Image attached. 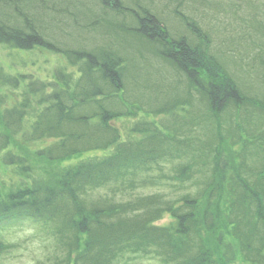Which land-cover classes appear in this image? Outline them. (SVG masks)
<instances>
[{
  "label": "trees",
  "instance_id": "1",
  "mask_svg": "<svg viewBox=\"0 0 264 264\" xmlns=\"http://www.w3.org/2000/svg\"><path fill=\"white\" fill-rule=\"evenodd\" d=\"M260 20L258 29L264 31ZM186 23L200 33L198 25ZM85 36L93 43L82 40ZM185 37H171L150 0H0V42L62 52L80 72L75 78L57 69L46 83L31 75L7 74L0 66V86L18 88L25 81L41 106L29 128L25 121L30 104L4 107L0 149H8L16 137L24 142L53 139L37 155L65 161L88 151L116 148L109 155L80 160L56 174L0 190V233L18 220L50 224L53 237L66 249L58 264H131L152 254L150 250L170 264H231L237 254L250 264H264V166L243 172L242 159L241 175L236 174L218 144L207 149L194 139L200 120L190 128L167 121L165 130L140 122L132 128L134 135L125 138L111 124L117 117L137 114L146 98L155 113L175 111L176 101L164 103L160 97L165 89L152 78L141 81L136 75L129 81L121 44L135 40L201 88L210 110L207 121L233 108L243 116L242 122L258 116L264 129V113L252 107L250 95L225 73L208 37L200 41ZM247 59L259 61L264 82V49ZM201 70L207 73V83L201 80ZM230 131L238 142L239 129ZM220 135L218 131L217 138ZM254 139L264 141L261 136ZM191 154L194 161L176 165L177 159L184 162ZM210 157L211 176L202 179L204 187L196 195L177 200L157 188L183 190L199 162L204 171ZM1 159L21 175L33 169L27 157L12 149ZM222 183L226 196L220 212L217 202L222 197L216 192ZM100 190L109 195L96 196ZM166 214L176 222L157 224ZM206 234L214 236L215 248L208 246ZM5 247L0 241V253Z\"/></svg>",
  "mask_w": 264,
  "mask_h": 264
},
{
  "label": "rangeland",
  "instance_id": "2",
  "mask_svg": "<svg viewBox=\"0 0 264 264\" xmlns=\"http://www.w3.org/2000/svg\"><path fill=\"white\" fill-rule=\"evenodd\" d=\"M129 1L125 0V2ZM150 1L153 10L157 12L172 38L179 39L186 35L187 38H185L188 40L194 36L200 41L208 37L211 41L210 48L223 63L225 73L233 76L243 90L250 95L252 104H254L252 107L264 113V82L260 78L263 71L258 65L259 61L247 59L255 55L259 48L264 49V31L258 29L260 19L264 20V0ZM186 20L198 25L200 33L196 34L192 31L195 28L190 27ZM253 29L257 30L256 35H249L248 31L252 33ZM97 38L99 39L98 36ZM82 40L93 43L91 36H85ZM121 48L127 58L129 81H135L136 75L141 81L152 78L165 89L160 97L164 103L176 101L175 111L155 113L152 110V105L149 104V99L146 98L145 105L137 110V114L123 115L112 120L111 124L118 128L124 138L132 136V128L140 122L153 123L165 130L164 124L167 125V121H178L179 126L190 128L194 127L197 120H200L201 124L200 127L197 125L195 129L194 139L207 149L218 144L219 151L227 154L230 167L236 174L241 175L238 166L242 159L246 163V166L241 167L243 172H255L263 168L264 141L254 139L261 136L264 140L263 124L258 116L242 122L243 116H239L235 109L230 108L215 114L210 121H207L205 117L210 113L207 100L203 97L200 87L190 84L187 74L178 73L172 65L158 59L147 44L130 40L123 45L121 44ZM139 49L142 50V53L139 52ZM0 66L7 74L19 77L31 75L33 78L46 83L54 79V73L57 69L65 70L73 74L75 78L80 75L78 66H73L64 53L42 46L22 49L13 44L0 42ZM200 73L203 77L201 80L207 83L206 71L201 70ZM21 103L31 105L27 108V120L25 121V126L29 128L35 121L36 111L41 107L38 105V96L27 90L25 81H22L18 88L8 85L0 86V121L5 106L21 105ZM237 128L241 133H238L241 136L238 142L231 137L233 132L230 131H235ZM247 129L252 131L253 138L249 136ZM218 131L221 133L219 138H217ZM53 141L52 139L24 142L20 137H16L8 149H0V190L6 191L11 187L23 184L25 181L31 183L34 178L61 172L69 164L92 157L109 155L116 150L113 146L92 150L65 161H49L37 155L38 149ZM251 146L253 147L250 152ZM11 149L27 157L33 164V169L29 174H18L13 166L3 163L2 155ZM210 159V162L205 165L204 171L201 170L199 162L193 170L194 176L184 184L183 190L174 191L165 189V186L157 188L161 189V192L164 190L165 194L171 195L173 199L177 200L183 195H196L204 187L202 179L211 176L214 158L210 157ZM182 161L184 162L177 159L176 165L194 161L192 154L188 160L183 158ZM217 188L216 193L222 197L217 202L221 212L226 196L225 183L217 186ZM99 195L108 196L109 194H106L105 190H100L96 196ZM117 198L125 200L131 197ZM175 222L172 216L166 214L156 223L168 226ZM52 229L50 224L35 219L18 220L14 224L6 226V229H2L0 233V241L6 244L0 253V264H58L59 260L66 256V249H64V243L57 236L53 237ZM206 238L209 241L208 246L211 249L212 247L215 248L214 236L210 234L208 237L206 234ZM150 252L152 254L140 256L131 264H170L161 260L155 251L150 250ZM217 254L218 257L221 256L219 252ZM231 264L250 263L243 256L237 254L235 261Z\"/></svg>",
  "mask_w": 264,
  "mask_h": 264
}]
</instances>
